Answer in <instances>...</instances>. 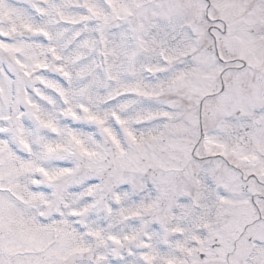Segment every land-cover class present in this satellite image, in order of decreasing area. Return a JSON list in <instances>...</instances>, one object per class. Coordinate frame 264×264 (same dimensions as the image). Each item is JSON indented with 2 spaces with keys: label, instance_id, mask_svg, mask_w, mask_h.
Listing matches in <instances>:
<instances>
[{
  "label": "snow or ice",
  "instance_id": "1",
  "mask_svg": "<svg viewBox=\"0 0 264 264\" xmlns=\"http://www.w3.org/2000/svg\"><path fill=\"white\" fill-rule=\"evenodd\" d=\"M0 264H264V0H0Z\"/></svg>",
  "mask_w": 264,
  "mask_h": 264
}]
</instances>
